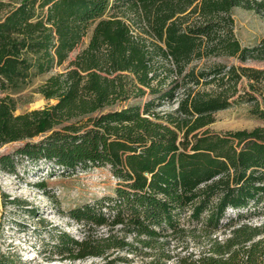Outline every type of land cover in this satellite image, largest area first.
<instances>
[{"label":"trees","instance_id":"trees-1","mask_svg":"<svg viewBox=\"0 0 264 264\" xmlns=\"http://www.w3.org/2000/svg\"><path fill=\"white\" fill-rule=\"evenodd\" d=\"M233 7L263 19L256 43L235 38ZM88 30L66 70L38 87L54 103L14 115L5 93L60 66ZM211 57L264 62V0H20L4 14L0 145L22 144L0 155V170L13 171L22 158L58 175L106 167L115 180L111 195L66 212L89 232L80 240L58 234L49 253L68 260L138 254L182 222L216 230L264 216V126L206 129L215 112L240 101L264 122L253 96L261 94L264 69L189 66ZM242 80L246 90L238 91ZM201 85L214 88L196 89ZM145 95L151 98L141 105L102 111ZM168 102H175L171 113L154 112ZM100 227L121 234L90 235ZM209 252L215 257L177 264H264V226L242 223ZM15 261L0 252V264Z\"/></svg>","mask_w":264,"mask_h":264},{"label":"rangeland","instance_id":"rangeland-1","mask_svg":"<svg viewBox=\"0 0 264 264\" xmlns=\"http://www.w3.org/2000/svg\"><path fill=\"white\" fill-rule=\"evenodd\" d=\"M20 0H0V19ZM109 12L105 14L108 16ZM233 20V34L240 45L250 46L263 35V19L251 11L239 7L230 10ZM89 30L80 44L68 54L67 59L50 72L29 79L16 89L8 91V97L14 104V115L39 110L53 104V100H44L38 93V87L49 77L63 73L68 62L86 45ZM213 64L241 65L264 69V62L246 61L242 64L228 57H211L193 61L189 66L208 68ZM212 85L197 86L196 89L209 91ZM238 91L246 90L245 81L237 86ZM4 94H0V97ZM259 108L264 107V83L261 94H254ZM151 98L145 95L133 98L104 108L102 111L120 109L128 105H141ZM175 102L163 103L154 110L158 115L168 114L174 109ZM249 104L245 102L231 103L224 110L213 114V122L206 126L208 131L225 132L251 130L264 126V122L251 116ZM35 140V138L33 139ZM22 142H10L0 145V155L11 154ZM13 171L0 170V252L8 255L19 264H177L196 260L201 257L213 256L211 248L221 244L230 237L233 228L240 224L249 226H264V216H258L240 221H233L230 226L216 230L200 226H192L187 222L180 223L177 232L167 234L158 239L157 243L139 251L138 254L124 252H107V257L85 258L81 260L63 259L49 253V248L56 243L55 236L66 233L73 239L80 240L89 231L77 226L66 218L68 210L83 203L90 202L102 196L111 195L115 180L106 167H88L79 169L72 174L58 175L43 164H32L22 158L13 160ZM52 171V172H51ZM51 172V173H50ZM42 184V187L38 185ZM185 212V216L187 215ZM117 227L108 229L95 228L90 231L94 237L105 236L107 233L120 235L115 232ZM89 235V234H88ZM225 257V255H224ZM121 258L126 259L121 261Z\"/></svg>","mask_w":264,"mask_h":264}]
</instances>
